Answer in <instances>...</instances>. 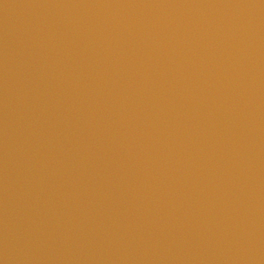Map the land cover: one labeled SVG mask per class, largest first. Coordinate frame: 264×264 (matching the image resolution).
Wrapping results in <instances>:
<instances>
[{
    "label": "water",
    "instance_id": "water-1",
    "mask_svg": "<svg viewBox=\"0 0 264 264\" xmlns=\"http://www.w3.org/2000/svg\"><path fill=\"white\" fill-rule=\"evenodd\" d=\"M0 264H264V0H0Z\"/></svg>",
    "mask_w": 264,
    "mask_h": 264
}]
</instances>
